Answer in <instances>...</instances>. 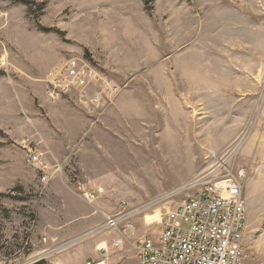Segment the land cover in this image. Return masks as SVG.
<instances>
[{"label": "rangeland", "instance_id": "obj_1", "mask_svg": "<svg viewBox=\"0 0 264 264\" xmlns=\"http://www.w3.org/2000/svg\"><path fill=\"white\" fill-rule=\"evenodd\" d=\"M68 56L117 89L49 99ZM1 59L0 264H99L108 218L141 236L241 168L246 260L264 261V0H0Z\"/></svg>", "mask_w": 264, "mask_h": 264}, {"label": "built area", "instance_id": "obj_2", "mask_svg": "<svg viewBox=\"0 0 264 264\" xmlns=\"http://www.w3.org/2000/svg\"><path fill=\"white\" fill-rule=\"evenodd\" d=\"M0 65L4 67L7 62L1 59ZM43 82L49 99L71 94L77 95L80 101L90 97L92 105L82 101L92 109L95 103L101 102L98 97L103 98L105 93L117 89L109 77L98 72L83 56L64 57L47 71ZM41 155L40 150L31 149L26 162L42 172L45 167ZM245 174L246 170L241 168L237 174L205 182L177 207L164 212L155 230L136 237V264H264V261H247L243 246L242 178ZM41 180L47 182L48 174L44 173ZM122 217L108 218L105 224L117 229ZM114 243L119 245L116 240Z\"/></svg>", "mask_w": 264, "mask_h": 264}, {"label": "crops", "instance_id": "obj_3", "mask_svg": "<svg viewBox=\"0 0 264 264\" xmlns=\"http://www.w3.org/2000/svg\"><path fill=\"white\" fill-rule=\"evenodd\" d=\"M245 202V201H244ZM121 219L122 223H124V219H128L126 216L122 217ZM131 219V216H130ZM121 223V224H122ZM127 226V227H125ZM123 228H126L122 230L115 229L112 234H114L111 243L113 240H117L119 242L118 246H113L111 248H106V252H104L101 248L98 249L99 254H93L92 257L97 258L99 261V264H136L138 259V249L136 247V237L137 235L135 228L131 224H126ZM76 245V244H73ZM100 245V244H99ZM98 246H96V249ZM69 251V250H65ZM113 253V255H112ZM57 264L58 262L55 261L53 264ZM60 264H67V261L65 260V257L60 258Z\"/></svg>", "mask_w": 264, "mask_h": 264}, {"label": "bare ground", "instance_id": "obj_4", "mask_svg": "<svg viewBox=\"0 0 264 264\" xmlns=\"http://www.w3.org/2000/svg\"><path fill=\"white\" fill-rule=\"evenodd\" d=\"M241 140L242 139H239L235 144H234V146L233 147H235V150L239 147V145H240V143H241ZM221 164V163H220ZM199 180V179H198ZM196 181H197V179L195 180H193L190 184H189V186H193L194 184L196 185L197 183H196Z\"/></svg>", "mask_w": 264, "mask_h": 264}, {"label": "trees", "instance_id": "obj_5", "mask_svg": "<svg viewBox=\"0 0 264 264\" xmlns=\"http://www.w3.org/2000/svg\"><path fill=\"white\" fill-rule=\"evenodd\" d=\"M0 195H2V194H0Z\"/></svg>", "mask_w": 264, "mask_h": 264}]
</instances>
